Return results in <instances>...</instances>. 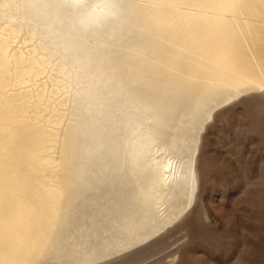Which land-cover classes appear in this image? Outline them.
Here are the masks:
<instances>
[{
    "label": "rangeland",
    "instance_id": "obj_1",
    "mask_svg": "<svg viewBox=\"0 0 264 264\" xmlns=\"http://www.w3.org/2000/svg\"><path fill=\"white\" fill-rule=\"evenodd\" d=\"M195 1L197 2V0H191V2H189V8L191 11L194 10V13L200 11V9L203 8L202 5H204L201 1L200 3H196ZM208 2H212V5L210 3H207L209 5L205 4L210 6L211 9L209 10L211 12H208V7L204 5L205 9L203 10H207V12L205 16L201 18V23V19H197L193 20V22L190 21V25L188 24V26H184L185 28L181 24L180 26H177V31H180L181 28L183 32L188 31L187 33L185 32L186 35L185 33L183 34L184 36L175 35L172 37L165 35L164 37V35H160V37H158V47H156L157 45L154 47L151 44V37L149 34H146L148 37L146 35L139 37L134 33H130V35L127 34L121 42L110 46V56L112 58L110 67L105 69L106 72L102 69L95 73L96 76L98 75L95 85L98 91L96 95L97 100L94 103L95 107L92 108L91 112H89L85 104L80 101L79 96L72 97L68 95V92H70L72 88L80 90L82 87H85L84 81H86V79L77 80L74 78L70 81L72 88L65 90L61 87V92L59 91L56 94H53L56 89L55 86L52 83H49L47 101L44 102V106L46 107L37 110L36 107L34 109L33 105L27 104L22 118L23 121L31 120V124L34 126L46 124V128L50 130L56 138H54L55 142L53 143V149L49 151L47 156L51 165L43 167V171H40L38 175L33 172L30 173L27 164L20 163L22 161L18 157V154H16L17 157L15 158L17 160L14 161L13 166L9 168L8 172L4 175H0V181H3L4 186L12 188L13 199H19L23 204L20 213H22L24 218L26 217L25 220H28L25 221L26 223H23V227L11 229L12 231L10 235L6 234L5 230H0V249L6 254V261H4V253L0 251L1 258L3 255V259H0V264H66V262L71 260H88L91 261L92 264H177V261H179V264H264V0H246V3L249 6L242 10L231 7L232 0H209ZM198 4H201V8H199L200 5L198 7ZM242 12L243 14H241ZM220 13L223 14L220 15ZM228 14L233 19L227 16ZM235 15L241 18L239 19L238 17L237 19ZM204 19L209 20L204 21ZM198 23L201 24L200 27L205 24V26L201 27V29L204 30H201L200 27H198ZM194 24L196 26H194ZM208 25L209 27H207ZM192 26L195 30L192 29ZM240 26L243 27L242 30ZM196 28L201 30L204 36L201 35L200 31ZM249 28H251V30H248ZM207 30L212 32L208 33L209 31L207 32ZM197 32L200 33V36ZM232 32L234 33L232 34ZM194 33H196L197 38H195L196 35ZM205 35L208 37H205ZM198 36L201 39H199ZM209 36H211V38ZM202 38L205 39L202 40ZM144 39L146 42H144ZM189 39L190 42H188ZM163 40L165 41L164 43ZM135 43L141 45L149 44V50L147 49L146 56L147 52L148 55L152 52H157L160 56L162 55L164 57L165 55L166 59L161 56L160 58H163L162 60L160 59L161 63L154 66V62L153 64L148 65L149 63H152L150 60L149 62L145 60L144 62L147 64H144V62H142V64L138 58H133L131 60V58L124 57L122 53L126 52L125 47H129ZM208 43L211 44L210 46L213 44V47H210ZM183 45L186 48L183 47ZM203 45L204 47L206 46L204 49H202ZM178 46L181 47L179 48ZM191 46H193V49ZM196 46H198V49ZM236 46L238 48H236ZM159 47L163 49H160ZM199 47H201V50ZM207 48L211 52H209ZM183 49L187 50L184 52L188 53H184ZM234 49L242 50V52L239 51L242 55L239 56V53L237 52L238 50ZM202 50L206 51L202 52ZM196 53L199 57L201 55L203 57L201 56L202 58H198ZM204 53L211 54H208V57ZM212 53L215 54V57ZM232 54L236 56H232ZM205 55L209 58L208 61L207 58H205ZM210 55L213 56L214 59L216 58V60H213V62H215L213 63V66L211 65L212 67H210V64L212 63L211 60L213 58L210 60ZM167 56L169 59L176 58L177 60L170 59L171 62H168L169 59ZM238 56L242 58L240 59ZM237 57L239 59H237ZM203 58H205V60ZM187 59L189 63L186 62ZM243 59L244 61H242V63L241 60ZM183 60L184 62H182ZM202 60L205 61H203V64ZM134 61L136 62L134 63ZM245 61H248L249 64H251V67L253 66V70L256 73L253 72L256 75L254 73L251 74L252 68L248 73L247 68H250V66H248V62ZM180 62H182V64ZM207 62L209 63L204 64ZM169 63L171 66H168ZM238 63L242 66L244 64V66L237 65ZM246 63L247 66L245 65ZM161 64L163 67L160 66ZM172 64L174 65L172 66ZM207 65L211 72L208 71L209 69H207ZM152 66L154 67L153 69ZM237 66H239L240 69ZM138 67L143 69V77L141 81L128 77L130 75L129 73ZM213 67L216 68H214L213 71L216 70V72H218L215 73L214 71V73L211 74V68ZM236 67L239 70H235ZM241 67L247 70L244 72H247L248 75H253V78L255 75L257 80L258 76L261 80L259 79L258 82L253 78L250 80L248 78L250 81L249 83V81H247L248 75H244L245 73L243 72V74H241V71L243 70ZM195 70H197L198 77L196 76ZM199 70L201 72H198ZM203 70L204 73H202ZM191 71H193V73H191ZM236 71L237 73H235ZM238 71H240L239 74ZM257 72L259 74H257ZM170 74H172V76ZM192 74L195 78H191ZM158 75L161 78H158ZM222 75H224V77ZM109 76L113 78H110ZM220 79L221 82H223L221 86L215 87L209 85V81L216 84ZM117 80H122L127 87H136L135 94H140L139 96L144 101L150 102L152 106H155L154 109L156 108V112L158 114L162 113L160 114V118L163 116V118L167 117L170 119L172 116H177L175 118L177 120L173 117L170 120H173L176 124H181L185 122L191 123L195 119L197 112L200 110H202L203 114L207 116V121L204 123L201 132L196 137L198 143H194L193 151L191 153V155H194L192 168L195 186L193 193L191 195H179V200L176 198L169 199L164 207L166 210L164 215H170L168 220H163L162 218L158 219L157 217L155 222H150L147 226L140 228L138 232L133 233L130 236L122 228L121 220L119 218L120 214H123V212L118 211L119 206L116 205L119 202L118 198L121 196H129L133 188L130 184L124 186L125 188L122 187V185H114L112 188L117 189V187H121L122 192L119 193V195L115 194V191L110 192V151L104 149L107 147L106 144L110 147V106H108L107 100L110 98L109 90H111L113 83ZM229 80L231 82H229ZM253 80H255V82L257 81L258 84L257 82H254L255 84L251 82ZM242 81L244 82V85L240 83ZM78 82L82 85L77 84ZM183 82L189 84L186 86ZM246 82L248 84H245ZM170 84H172V87ZM178 84L180 85L179 87ZM64 85L65 83H62L60 86ZM152 86H156L157 89L153 90L151 88ZM173 87L176 89H172ZM145 91H147L148 94H146ZM173 94L175 96H173ZM171 96L173 97L171 98ZM66 100L67 102L65 105L60 108L58 116L55 117L54 114L50 115V113H52L51 108L55 104ZM188 103L190 104L189 106ZM174 111L177 112L173 113ZM26 112L28 113L26 114ZM126 112L127 110L116 112L115 118L122 119ZM105 129L108 132H105ZM229 133L233 138V147L237 155L243 154L247 150L245 154L250 164L248 172L242 180L237 178L229 169H217L208 163L209 156L206 155L207 149L210 147L214 148L215 144L220 143L221 137L228 139ZM99 136L101 137V140ZM89 137L91 138L89 139ZM94 138L95 140L97 139V142ZM106 139H108V141L104 143ZM4 140L5 138L1 141ZM82 146L85 149L82 148ZM96 149H98V152ZM89 150L96 151H94L92 155ZM103 154H105V156ZM90 155H92L91 159H89ZM95 156L99 157L96 159ZM164 157L170 159L171 162L174 161V163L178 165H184L182 159L176 157L170 152H167ZM87 160L89 162L92 161L89 163ZM101 161L103 163L106 162L107 166L106 164L103 165ZM93 163H96V165L99 164L97 165L99 168ZM19 165H22L23 170H29L27 174L25 173L26 171H22L21 166ZM23 165H25V167ZM108 166L109 168H107ZM93 167H96V169ZM90 168L94 171L91 169V172ZM80 170L83 171L81 172ZM97 170H100L101 172H98ZM89 171L91 173H89ZM23 172L25 174H23ZM95 172L99 176L95 174ZM78 174H81L80 177ZM24 175L25 177H29L25 178L23 177ZM94 175L97 176V178ZM81 176L84 178L82 177L81 179ZM93 176L98 181H94L95 178ZM86 177L91 179L94 178V182H90L92 181L91 179L87 181L88 179ZM26 179L28 181H26ZM103 179L104 182H102ZM116 180H118V178H116ZM72 181H74V183ZM86 181L90 183V185L87 184ZM124 182L126 181L122 180L123 184ZM81 184H85L84 187L83 185L81 186ZM32 185H34V187H32ZM44 185L52 186L54 190L61 193V196L53 200L50 199V201L48 200V203L47 199L49 198L46 197L47 195L45 196L44 192L40 193L43 191L41 186ZM34 190H37L38 192ZM35 192L42 195H38L40 198L45 197L44 199L41 198L44 202L43 200H40ZM26 193L28 195H26ZM22 195H24V197ZM33 199L35 201L37 200V202H33ZM38 200L41 201V208L37 206V204L39 205ZM179 202L183 209L180 213H177L173 208L178 206ZM26 203L34 208L31 206L29 207ZM44 203L49 204L50 207L45 204V209ZM50 203L52 204L50 205ZM42 205L44 210L42 209ZM240 207H242L244 211H239ZM27 211L29 213H27ZM43 211L46 212L44 213ZM0 212V217L4 219L9 218V213L5 209ZM162 213L163 212H161V214ZM172 213L174 215H171ZM31 215H33V217ZM136 218H138V216H136ZM40 219H43V222ZM38 221H40V224H38ZM42 223H45V225L47 224V227ZM193 224L197 226L196 232H193L192 230L191 226ZM39 230L41 232H39ZM96 240L101 241V243L99 245L90 244V241Z\"/></svg>",
    "mask_w": 264,
    "mask_h": 264
},
{
    "label": "bare ground",
    "instance_id": "obj_2",
    "mask_svg": "<svg viewBox=\"0 0 264 264\" xmlns=\"http://www.w3.org/2000/svg\"><path fill=\"white\" fill-rule=\"evenodd\" d=\"M200 1L204 5L207 3H210V2H208L209 0H197L198 3H200ZM86 2L90 5H93V4L102 3V0H86ZM122 2L125 3L126 5H128L127 8L124 9V11L122 13L123 23L118 24L115 27L110 26V27L105 28V29L97 30L96 25L94 24L93 20L90 19L89 17L92 16L93 14L100 15L103 12V9L88 8V9L82 10L81 14L75 16L74 19L70 20L68 17L64 16L63 14L56 13V12L51 11V10H31V11L25 10L24 8L17 6L19 3H21V0H0V175H4L5 173H7L9 168L11 166H13L14 161L17 160V159H15L17 157L16 154H18V157L22 161L20 163H25V164H27V166H29L28 168L30 171L27 168H25V169H27V171H26V170L22 169V165H19V166H21L22 171H26L25 172L26 174L29 171L30 173L33 172L34 174L38 175V173H40V171H43V167L51 165V162L49 161V159H47L48 158L47 156H48L49 151L53 149V143L55 142L54 138H56V137H54L53 133L46 128V124H42L40 126H34L31 124V120L23 121V119H22L27 104L33 105L34 109L36 107L37 110L42 108V107H46V106H44V102L47 101L46 99H47V90L49 88L48 87L49 83H52L55 86L56 89L53 92V94H56L61 90V87H63L65 90L72 88V86L70 84V81L72 79H74V78L77 80L78 79H86V81H84L85 87H82L80 90L72 88L71 91L68 92V95L72 96V97L79 96L80 101L82 103H84L86 108L88 109V111L91 112L92 108L95 107L94 103L97 100L96 95H97V91H98V89L95 87L98 75L96 76L95 73L99 70H102V69L105 70L108 67H110V64L112 63V58L110 56V46L115 45V43L121 42L122 39L127 36V34L130 35V33H134L139 37H141L142 35L145 36L146 34H149L151 37V39H150L151 44L154 47L156 45H157L156 47H158V37H160V35H162V36L164 35V37H165V35L172 36V37H174L175 35H183L186 31L183 32L181 30L182 29L181 28L180 31H182V32L179 33L180 31L179 30H178L179 32L177 31L178 25L180 26V24H181L183 27L188 26V24L190 25V21L193 22V20H197V19L200 20L201 18H203L205 16V14L207 12V10L206 11L203 10V9H205L204 5H202L203 8L200 9V11H197L195 13L193 12L194 10L191 11L189 8V6H190L189 2H191V0H122ZM199 5H200V7H199ZM207 5H209V4H207ZM207 5H205V6H207ZM194 6H195V4H194ZM217 6H218V3H217ZM198 7L201 8V4H198ZM207 7H208V10L211 9L210 6H207ZM208 12H211V11L209 10ZM239 12H240V10H239ZM212 13H214V12H212ZM222 14L223 13H220V15H222ZM241 14H243V12ZM227 16H229V14ZM229 17L232 18L231 16H229ZM236 17H234V18H236ZM238 17H237V19H238ZM240 18L241 17H239V19ZM205 20L206 19H204V21ZM208 20H206V21H208ZM243 20H244V18H243ZM204 21H203V23H204ZM201 22H202V19H201L200 23ZM244 22H245V20H244ZM197 25H199L198 27H200L201 24L198 23ZM235 25H237V24H235ZM194 26H196V25L194 24ZM202 26H205V24H203ZM201 27H200V29H201ZM207 27H209V25ZM186 28H188V27H186ZM242 28L243 27H241V30H242ZM251 28H249L248 30H251ZM192 29H193V26H192ZM208 29L211 30L210 28H208ZM229 29H230V27H229ZM193 30H195V29H193ZM201 30H204V29H201ZM201 30H198V31H200L201 35H203ZM209 30H207V32ZM212 30H213V28H212ZM214 30H216V29H214ZM81 32L88 33L89 35L92 36V38L90 40H87V41H82V40L78 39L77 36ZM211 32L212 31H209L208 33H211ZM186 33H185V35H186ZM192 33H193V31H192ZM200 33H198L199 36H200ZM233 33L234 32H232V34ZM240 33H242V32H240ZM246 33H248V32H246ZM194 34L196 35V33H194ZM204 34H205V32H204ZM237 34H238V32H237ZM146 36L148 37V35H146ZM191 36H192V34H191ZM241 36L243 37L242 34H241ZM246 36H245V38H246ZM188 37H189V35H188ZM205 37H208V36L205 35ZM209 37L211 38V36H209ZM195 38H197V35ZM199 39H201V38L199 37ZM203 39H205V38H202V40ZM184 41H185V39H184ZM207 41H209V40H207ZM144 42H146V40ZM164 42L165 41L163 40V43ZM168 42H170V41H168ZM188 42H190V39ZM139 43H135L133 45H130L129 47H125L126 52L122 53L123 56L127 57L129 59L131 58V60L133 58H138L141 63L144 62L145 60L148 62L150 60L152 63H149L148 65H151L154 62V64H155L154 66H157L159 63H161L160 59L162 60L164 57H165L164 59H166L165 55H164V57L161 55L163 58H160L161 56L158 55L157 52H152L149 55L147 52V56H146L145 54H146L147 49L149 50V48H148L149 44H147V45L142 44L141 45ZM163 43H161V44H163ZM197 43H198V40H197ZM201 43H202V41H201ZM206 43H205V45H206ZM192 44H193V40H192ZM208 44H209V46L211 45L210 43H208ZM240 45H241V43H240ZM171 46H173V45H171ZM230 46H232V45H230ZM183 47H185V46L183 45ZM192 47L193 46H191V48ZM196 47L198 49V46H196ZM205 47L203 45L202 49H204ZM210 47H213V44ZM165 48H166V46H165ZM170 48H172V47H170ZM200 48L201 47H199V49ZM236 48H238V47L236 46ZM160 49H163V48H160ZM234 50H238L237 51L238 53H239V51L242 52V50H239V49H234ZM171 51H174V50H171ZM184 51H187V50L183 49V52ZM204 51H206V50H204ZM204 51L202 50V52H204ZM208 51L211 52L209 49H208ZM196 52H198V51H196ZM199 52H201V51H199ZM184 53H188V52H184ZM204 54H206V53H204ZM208 54H211V53H208ZM208 54H206V55L209 57ZM243 54H244V52H243ZM214 55L215 54H213V56ZM240 55H242V53L241 54L239 53V56ZM197 56H198V54H197ZM207 56L205 58H207ZM213 56L210 55V60H211V58H213ZM232 56H236V55L232 54ZM186 57H188V56H186ZM194 57H193V59H194ZM200 57L198 56V58H200ZM238 57H237V59L240 58V57L239 58ZM167 58L169 59L168 56H167ZM195 58H197V57H195ZM205 58H203V59L205 60ZM220 58H221V55H220ZM234 58H236V57H234ZM170 59L168 60V62L170 61ZM172 59L177 60L176 58H172ZM244 59H246V58H244ZM244 59L241 60V62L244 61ZM204 60H202V64H203ZM208 60H209V58H207V61ZM213 60H216V58L215 59L213 58L211 60L212 63L210 64V67H212L213 63L215 62V61L213 62ZM136 61H134V63ZM199 61H200V59H199ZM140 62H138V63L141 64ZM182 62H184V60ZM182 62H180V63L182 64ZM186 62L189 63L188 59ZM209 62L204 63V64H208ZM245 62H248V61H245ZM145 63L146 62H144V64ZM164 64H166V63H164ZM190 64H191V62H190ZM224 64H225V61H224ZM248 64H249V62H248ZM173 65L174 64H172V66ZM186 65H187V63H186ZM186 65H184V66H186ZM237 65L242 66L239 63ZM245 65L247 66V63ZM160 66L163 67L162 64ZM168 66H171L170 63ZM243 66H244V64H243ZM248 66H250V68L246 67L248 69V73H249V71L252 70L251 74H253L255 72L253 70V66L251 67V64H249ZM111 67H112V65H111ZM237 67H239V66H237ZM237 67L235 70L238 69ZM242 67H241V69H243V70L241 71V74L245 73L244 71H247L246 69H244ZM153 68L154 67L152 66V69ZM173 68H175V67H173ZM180 68H181V66H180ZM214 68L215 67L211 68L212 69L211 74H213L214 71H215V73L218 72V71L216 72V70L213 71ZM220 68H222V67H220ZM207 69H209L208 71H210V68H208V65H207ZM239 69H240V67H239ZM204 70L202 73H204ZM142 71H143V69L141 67H138L134 71L132 70V72L129 73L130 75L128 77L132 78L134 80H137V81H141V79L143 77ZM157 71H159V70H157ZM187 71H190V70H187ZM195 71H196V76L198 77L199 75H197L198 74L197 70H195ZM105 72H106V70H105ZM198 72H201V71L199 70ZM239 72L240 71H238V74H239ZM179 73H181V72H179ZM191 73H193V71H191ZM235 73H237V71ZM246 73L244 75H248V73L247 74ZM261 73H262V71H261ZM188 74H190V73H188ZM199 74H201V73H199ZM251 74H249V75L251 76ZM257 74H259V73L257 72ZM154 75H157V74H154ZM170 75L172 76V74H170ZM244 75H243V77H244ZM249 75L247 77V81H249L251 78H253V75L251 77ZM255 75H254L253 79L257 80ZM193 76L194 75L192 74L191 78H195ZM222 76L224 77V75H222ZM121 77H123V76H121ZM107 78H108V76H107ZM110 78H113V77H110ZM158 78H161V77H159V75H158ZM245 78H246V76H245ZM248 78H249V80H248ZM257 78H258V80L259 79L261 80V78H259L258 76H257ZM231 80H232V78H231ZM255 80H253L251 82L254 83ZM209 82H210L209 85L215 86V87H219L223 83V82H221V79H220V81L216 82V84L211 83L212 81H209ZM229 82H231V81L229 80ZM258 82H257V84H258ZM62 83H65V85L60 86ZM123 83L124 82L122 80H117L115 83H113L111 90H109L110 91V98L108 97L109 99L107 100L108 101L107 104H108V106H110V138H109L110 139V147L108 146V144H106L107 147H105L104 149L110 151V154H109V156H110L109 157V160H110V179H109L110 180V192L115 191V194H117V195H119V193L122 192L121 187H117V189L112 188L114 185H117V186L122 185V187H124L127 184H130V185H132V188H133V190L129 194V196L119 197L118 198L119 202L116 205V206H119L118 211L123 212V214H120V218H119L121 220L122 228L130 236L133 233L138 232V230L140 228H144L145 226H147L150 222H155L157 217H158V219L162 218L163 220H166V219L168 220L170 215H164L166 213V210L164 207L168 203L169 199L176 198L179 200V195H181V196L183 194L184 195L185 194L191 195L193 193V189L195 186V180L193 178V168H192V163L194 161V155L193 154L191 155L190 167L186 168L185 165H181V164L178 165V164L174 163V161L171 162L170 159L164 157L168 151L164 150L163 148H153L151 151L150 158L148 160V164H149L150 168L156 174H158V176L160 177V185L157 186L155 188V190H153L151 188V186L145 182L144 177L142 175H134L130 171L127 174H125L122 171H118V169L122 167L123 158H122V156L118 157L117 152H116L117 138L122 137V138L126 139L130 144L139 147V145L142 141V138L146 135L149 127H151L150 122L152 120L159 119L160 114H162V113L158 114L155 110L156 108L154 109L155 106H153L151 111H143V110L140 111L138 114L139 115L138 122H136L132 125H128L124 121V117L122 119L115 118L116 112H119V111L123 112V111L127 110V106H126V102H125V97L127 95L131 94V95H134L135 97L141 98L139 96L140 95L139 93H138L139 95L135 94L136 87H132V86L127 87V86H125V83L124 84ZM240 83H242L244 85L243 81ZM240 83H239V85H240ZM249 83H250V81H249ZM77 84H81V83L78 82ZM183 84H186V83L183 82ZM183 84H181V85H183ZM187 84H189V83H187ZM187 84H186V86H187ZM192 84H190V85H192ZM245 84H248V83L246 82ZM170 85L172 87V84H170ZM179 86L180 85L178 84V87ZM225 86H228V85H225ZM151 88L153 90L157 89L156 86H152ZM169 89H170V87H169ZM172 89L175 90L176 88L173 87ZM145 92H146V94H148L147 91H145ZM180 95H182V94H180ZM195 95H197V94H195ZM173 96H175V95L173 94ZM173 96H171V98ZM178 97H180V96H178ZM197 97H199V96H197ZM199 100H201V99H199ZM66 102H67V100L61 101V102L55 104L51 108L52 113H50V115L54 114L55 117L58 116L60 108L62 106H64ZM52 105H53V103H52ZM189 105L190 104L188 103V106ZM33 106H32V108H33ZM83 109H84V107H83ZM170 111H172V110H170ZM190 111H191V109H190ZM193 111H194V109H193ZM30 112H31V110H30ZM176 112L174 111L173 113H176ZM27 113L28 112H26V114ZM146 113H148V114H146ZM117 114H119V113H117ZM169 116H170V114H169ZM178 116L180 118L179 112H178ZM176 117L174 116L173 118L175 119ZM162 118H163V116H162ZM175 120H177V119H175ZM100 124H101V122H100ZM99 127H101V126H99ZM106 127H108V126H106ZM81 129H84V128H81ZM87 129H88V127H87ZM106 129H108V128H106ZM106 129L104 130L105 132L107 131ZM100 132H101V130H100ZM106 134H108V133H106ZM86 136H87V134H86ZM106 136H108V135H106ZM80 137H81V135H80ZM3 138H5V140L1 141ZM77 138H79V137H77ZM90 138L91 137H89V139ZM99 138L101 140L100 136H99ZM94 140H95V138H94ZM106 141H108V139H106L104 141V143H106ZM88 142H89V140H88ZM92 143H94V142H92ZM98 143H99V141H98ZM89 146H88V148H89ZM91 146H92V144H91ZM99 146H100V144H99ZM82 148H84V147L82 146ZM92 148H94V147H92ZM96 150L98 152V149H96ZM96 150H93V151L89 150L90 154H92ZM99 150H100V148H99ZM81 151H82V149H81ZM99 154H100V152H99ZM92 155H90L89 159H91ZM103 155L105 156V154H103ZM106 155H107V153H106ZM87 156H89V155H87ZM95 157L97 159L99 156H95ZM103 157H101V158H103ZM19 158H18V161H19ZM96 163H93V164L96 165ZM101 163H103V162L101 161ZM104 164H106V162L103 163V165ZM97 165H99V164H97ZM97 165H96V167H98ZM103 165H100V166H103ZM23 166L25 167V165H23ZM106 166H107V164H106ZM89 167H90V165H89ZM96 167H93V168L96 169ZM107 168H109V166ZM91 169L92 168H90V171H91ZM19 170H18V172H19ZM87 170H89V169H87ZM22 171H21V173H22ZM90 171H89V173H91L94 170L92 169V171L91 172ZM98 172H101V171L99 170ZM25 173L23 172V174H25ZM78 173H79V171H78ZM95 174H97V173L95 172ZM80 175L78 174L79 177H80ZM33 176H31V177H33ZM64 176H65V174H64ZM83 176H84V174H83ZM83 176H81V179ZM23 177H25V175ZM23 177H21V178H23ZM27 177H29V176H27ZM27 177H25V178H27ZM95 177L97 178V176H95ZM86 178H85V180H86ZM91 178H92V174H91ZM91 178H87L88 179L87 181H89V179H91ZM96 178L94 179V181H98V180H96ZM116 178H118V180H116ZM127 178L128 179L130 178V179L128 180ZM31 179H29V180L32 181L33 179L32 180ZM36 179H38V178H36ZM93 179H91L92 181H90V182H94ZM99 180H101V179H99ZM106 180H107V178H106ZM106 180H105V182H106ZM122 180H125L126 182H124V184H123ZM26 181H28V180L26 179ZM72 182L74 183V181H72ZM86 182H84V183H86ZM102 182H104V179ZM62 184H63V182H62ZM87 184L90 185V183H88V182H87ZM82 185L83 184H81V186ZM84 185H83V187H84ZM32 187H34V185H32ZM76 187H78V186H76ZM41 188L43 191H41V192L39 191V192L40 193L44 192L45 196L47 195L46 197L49 198V199H47V201L48 200L50 201V199L53 200V199L61 196V193L59 191L54 190V188L50 185H44V186H41ZM33 189H31V190H33ZM12 191L13 190L11 187L7 188L6 186H4L3 181L2 182L0 181V211H3L5 209L9 213L8 219H4V218L0 217V230H5L6 234H8V235H10V233L12 231L11 229H14L17 227H23V223H26L25 221H28L27 219L25 220L26 217L24 218L22 213H20L22 210L21 207L23 206V204L21 203V201L19 199H16V200L13 199V194H12L13 192ZM23 191H24V189H23ZM27 191H28V189H27ZM34 191H37V190H34ZM30 193H33V192H30ZM141 193H143L144 196L150 198V201H151L150 202V208H151L150 211L146 209L144 201L140 198ZM24 195H22V196L24 197ZM26 195H28V194L26 193ZM38 195H39V193L37 194V196ZM39 196H42V195L40 194ZM41 198H43V197H41ZM41 198H40V200L42 201L45 197L43 199H41ZM34 199H35V197H34ZM34 199H33V202L35 201ZM26 200H27V197H26ZM41 201L38 200L39 205L37 204V206L40 208H41V205H40ZM49 201H48V203H49ZM36 202H37V200L35 201V203ZM43 202H44V200H43ZM26 204H28V203H26ZM45 204L46 203H44V206H45ZM51 204L52 203H50V205ZM46 205L49 206V204H46ZM28 206L30 207L31 205L28 204ZM35 206H36V204H35ZM48 206H47V208H48ZM64 207H65V205H64ZM32 208H34V207H32ZM26 209H27V207H26ZM37 209H39V208H37ZM37 209H36V211H37ZM42 209L44 210L43 205H42ZM45 209H46V206H45ZM173 209L175 212L180 213L182 211L183 207H182L181 203L179 202L178 206H176ZM28 211H27V213H29ZM161 212H163V213L161 214ZM171 215H174V214L172 213ZM31 216L33 217V215H31ZM31 216H30V220H31ZM136 216H138V218H136ZM42 217H43V215H42ZM36 219H38V218H36ZM40 220L42 221L43 219H40ZM33 222H34V220H33ZM38 222H39L38 224H40V221H38ZM42 224L45 225V223H42ZM30 226H31V224H30ZM44 229H46V228H44ZM39 232H41V231L39 230ZM0 238H1V236H0ZM6 249H7V247H6ZM0 251H2V253H4V257H5V255H6L5 252H3V250H1V249H0ZM0 259H3V255H2V258L0 257ZM5 259H6V257L4 258V261H6Z\"/></svg>",
    "mask_w": 264,
    "mask_h": 264
},
{
    "label": "snow or ice",
    "instance_id": "obj_3",
    "mask_svg": "<svg viewBox=\"0 0 264 264\" xmlns=\"http://www.w3.org/2000/svg\"><path fill=\"white\" fill-rule=\"evenodd\" d=\"M18 7L25 10H51L56 13H61L70 20L81 14L82 10L93 8L103 9L100 15L93 14L89 18L93 20L97 30L108 27H115L122 24V13L128 5L122 0H102V3L90 5L86 0H21ZM236 9H244L249 5L246 0H232L230 5ZM78 39L87 41L92 38L91 35L85 32L79 33ZM127 112L124 116V121L128 125H132L139 120L140 111H151L152 104L146 102L134 95L125 97ZM207 121V116L202 110L198 111L195 119L191 122L176 124L168 118H159L150 122L151 127L147 130L146 135L142 138L139 147L130 144L126 139L118 137L116 141V152L118 157L122 156L123 164L118 171L127 174L129 171L134 175H142L147 184L153 190L160 185V177L149 166L148 160L153 148H163L172 153L176 157L183 160L185 167H190L191 153L194 143H198L196 137L201 132L204 123ZM247 151V150H246ZM245 151V153H246ZM237 155L233 147V138L229 133L228 139L220 138V143L215 144V147L208 148L206 155L209 156L208 163L217 169L227 168L237 178L243 179L249 168L250 162L246 154ZM140 198L144 201L147 210L150 208V198L140 194ZM239 211H244L242 207ZM193 232L197 231V226L193 224ZM101 241H90V244L99 245ZM66 264H92L88 260H71ZM179 264V261H177Z\"/></svg>",
    "mask_w": 264,
    "mask_h": 264
}]
</instances>
